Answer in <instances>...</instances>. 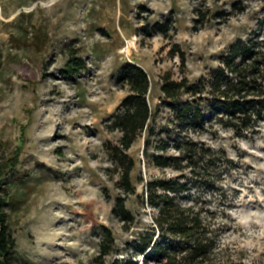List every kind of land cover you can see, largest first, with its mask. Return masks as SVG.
Here are the masks:
<instances>
[{"label": "rangeland", "instance_id": "obj_1", "mask_svg": "<svg viewBox=\"0 0 264 264\" xmlns=\"http://www.w3.org/2000/svg\"><path fill=\"white\" fill-rule=\"evenodd\" d=\"M262 20L264 0H0V195L15 238L12 264L141 262L127 249L152 220L143 198L147 180L161 172L140 137L129 150L136 192L126 202L137 223L124 229L112 208L125 191L108 151L120 137L108 119L128 94L122 66L147 69L150 101L163 105L166 73L211 78L233 41ZM73 53L85 69L68 70ZM169 116L165 105L157 131ZM202 138L239 162L223 180L240 196L231 208L237 222L223 237L239 238L232 247L253 264L264 248V134L239 138L222 128ZM108 228L116 251L100 258Z\"/></svg>", "mask_w": 264, "mask_h": 264}, {"label": "trees", "instance_id": "obj_2", "mask_svg": "<svg viewBox=\"0 0 264 264\" xmlns=\"http://www.w3.org/2000/svg\"><path fill=\"white\" fill-rule=\"evenodd\" d=\"M259 26L246 39L233 41L211 78L192 82L187 76L174 79L166 73L160 86L163 105L154 107L150 101L147 69L133 61L123 64L120 82L128 94L108 119V129L120 132L117 144H110L108 151L112 171L125 191L112 208L124 229L129 231L137 223L126 202L136 192L132 182L136 160L129 150L140 137H145L149 163L161 172L147 180L143 198L153 210L152 220L145 232L136 235V246L127 249H134L141 262L130 257L128 264H245V249L232 247L239 238L223 237L237 222L231 208L240 197L223 180L239 169V162L202 137L222 128L239 138L264 134V20ZM77 54L70 56L67 66L72 72L86 68ZM165 105L170 116L157 131L156 118ZM6 204V197L0 195V264H12L15 245ZM104 233L100 258L116 251L112 230ZM260 257L264 258V248L253 264H264Z\"/></svg>", "mask_w": 264, "mask_h": 264}]
</instances>
